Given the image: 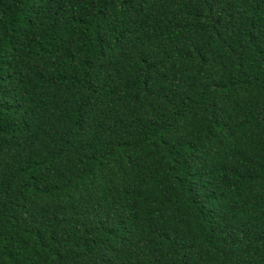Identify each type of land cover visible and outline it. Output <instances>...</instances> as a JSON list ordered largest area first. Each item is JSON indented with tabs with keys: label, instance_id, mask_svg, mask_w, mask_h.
Wrapping results in <instances>:
<instances>
[{
	"label": "trees",
	"instance_id": "obj_1",
	"mask_svg": "<svg viewBox=\"0 0 264 264\" xmlns=\"http://www.w3.org/2000/svg\"><path fill=\"white\" fill-rule=\"evenodd\" d=\"M0 264H264V0H0Z\"/></svg>",
	"mask_w": 264,
	"mask_h": 264
}]
</instances>
